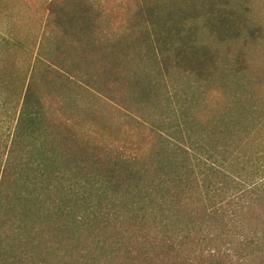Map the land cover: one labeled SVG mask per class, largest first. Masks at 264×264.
I'll use <instances>...</instances> for the list:
<instances>
[{"label":"trees","instance_id":"1","mask_svg":"<svg viewBox=\"0 0 264 264\" xmlns=\"http://www.w3.org/2000/svg\"><path fill=\"white\" fill-rule=\"evenodd\" d=\"M165 1L0 0V264H264V70L242 46L260 34L239 0ZM80 77L126 131L76 117Z\"/></svg>","mask_w":264,"mask_h":264},{"label":"rangeland","instance_id":"2","mask_svg":"<svg viewBox=\"0 0 264 264\" xmlns=\"http://www.w3.org/2000/svg\"><path fill=\"white\" fill-rule=\"evenodd\" d=\"M97 2V5L99 4V9L103 10L105 8L108 10V3L107 0H95ZM154 2L155 4V11L156 12H162L163 3H167V1L163 2V0H150ZM226 0H219V6L223 9L226 7L225 4ZM169 3V7L178 10L180 6H178L176 3L171 4ZM174 3V2H172ZM165 6V4H164ZM168 7V6H167ZM184 7V6H183ZM192 9H196L197 11H200L202 15L209 14L212 8V4L210 3V0H202L201 3L198 2L196 6H192ZM233 9L232 17L237 20V24L235 25V28L239 29L240 22L246 18L250 21L251 25L249 26H242L244 31L249 32L254 30L256 34H260L259 38L256 40V42L253 43H246L245 45H242L244 50H250L252 54V64L257 69V67L260 69V71L264 70V0H249V2H246V0H239L237 3H233L231 5V10ZM107 12V11H106ZM102 17V20L99 22L100 24V30L104 31L105 34H109L108 30H106L107 27L113 25V21H111V18L107 16V13ZM224 12V11H223ZM228 11H225L223 14H227ZM218 16V13H216ZM219 17V16H218ZM235 20V21H236ZM255 24V25H254ZM196 26V25H195ZM199 27V24H197ZM220 32L225 33L227 32V27L221 26L218 28ZM41 34L40 28H35V23L30 22L29 25L26 26V28L21 29V32L19 33V36L21 37V40L24 42L32 43L34 36H39ZM109 36V35H108ZM197 40L201 42V44H205L209 49H224L226 50L227 47L224 43H218V40L220 39V34H217V37H211L210 34L206 31H202L197 34ZM249 39V38H248ZM253 38L250 40L252 41ZM249 41V42H250ZM243 42V41H241ZM237 46H241L242 43H235ZM50 46V43H49ZM232 48V47H231ZM35 51V50H34ZM46 54V51H45ZM47 57V55H45ZM70 59H64L61 63V67L63 69L67 68L70 64ZM93 71V70H90ZM81 74L84 76H88L91 73L84 72L83 69H81ZM175 83L180 85L186 84V77H178L174 75ZM76 85L71 86L68 90H66L67 94L74 100L76 106L72 107L73 110L76 111V117L78 119L87 118L85 117L87 113L90 112V110H95L98 114L104 115L107 121V129H117V127L122 128L123 131H126L125 129L128 128L127 120L128 118L124 116L121 113V109L119 106H116L112 103V101L100 92H93L91 88L87 87V77H80L78 80H76ZM65 92V93H66ZM11 123L8 121L7 123L3 122L0 124V127L3 131H9V126ZM69 179V178H68Z\"/></svg>","mask_w":264,"mask_h":264}]
</instances>
